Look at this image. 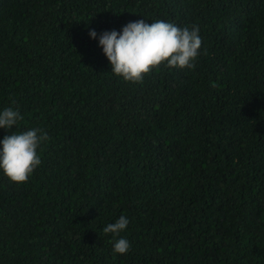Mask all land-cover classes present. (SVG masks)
<instances>
[{
  "label": "trees",
  "instance_id": "trees-1",
  "mask_svg": "<svg viewBox=\"0 0 264 264\" xmlns=\"http://www.w3.org/2000/svg\"><path fill=\"white\" fill-rule=\"evenodd\" d=\"M137 19L197 25L195 68L112 73L88 31ZM9 106L50 139L0 170V264H264V0H0Z\"/></svg>",
  "mask_w": 264,
  "mask_h": 264
},
{
  "label": "clouds",
  "instance_id": "clouds-1",
  "mask_svg": "<svg viewBox=\"0 0 264 264\" xmlns=\"http://www.w3.org/2000/svg\"><path fill=\"white\" fill-rule=\"evenodd\" d=\"M151 20V24L145 19L130 21L119 32L105 30L98 35L94 29L88 31L90 38H98V46L110 63L111 72L125 82L142 83L145 74L157 67L171 70L196 66L202 46L199 27L195 24L179 27L170 21ZM211 87H216L215 82H211ZM23 118L18 108L9 106L0 111V128L8 130L0 139V170L16 183L27 182L42 163L38 149L50 139L39 127L9 131ZM128 224V218L121 215L102 229L104 234L112 235L114 253L127 254L131 248L130 242L120 235Z\"/></svg>",
  "mask_w": 264,
  "mask_h": 264
}]
</instances>
